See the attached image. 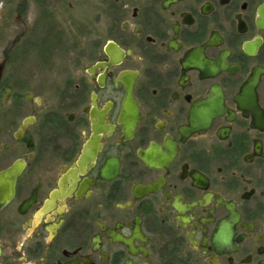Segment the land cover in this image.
Here are the masks:
<instances>
[{
    "label": "flooded vegetation",
    "instance_id": "af4514ba",
    "mask_svg": "<svg viewBox=\"0 0 264 264\" xmlns=\"http://www.w3.org/2000/svg\"><path fill=\"white\" fill-rule=\"evenodd\" d=\"M86 35L0 53V264H264V0H97Z\"/></svg>",
    "mask_w": 264,
    "mask_h": 264
},
{
    "label": "rangeland",
    "instance_id": "374dc122",
    "mask_svg": "<svg viewBox=\"0 0 264 264\" xmlns=\"http://www.w3.org/2000/svg\"><path fill=\"white\" fill-rule=\"evenodd\" d=\"M23 2H25L26 8L21 19L25 25L19 24L16 20L18 8ZM63 2L62 12L60 11L58 15L59 22L58 20L54 21L51 28L50 22L45 24L44 28L49 29L42 30L33 44L26 42L23 45L25 41H21L22 44L16 46V41L22 31L28 29L27 35L29 36L38 9L32 8V0H0V53L4 50L17 51L18 49L24 52L22 55V74L28 76L32 51L54 52L64 50L63 52H66L71 50V47L65 48L63 46L68 40L70 42V37L77 35L81 39L94 27L97 29V0H63ZM54 12L56 11L54 10ZM3 24L4 26H2ZM96 40L97 37H95ZM86 43L87 41L80 43L78 41L77 45L81 49ZM70 45L72 46V44ZM2 60L0 54V63Z\"/></svg>",
    "mask_w": 264,
    "mask_h": 264
},
{
    "label": "water",
    "instance_id": "95a60500",
    "mask_svg": "<svg viewBox=\"0 0 264 264\" xmlns=\"http://www.w3.org/2000/svg\"><path fill=\"white\" fill-rule=\"evenodd\" d=\"M0 76H1V73H0Z\"/></svg>",
    "mask_w": 264,
    "mask_h": 264
}]
</instances>
